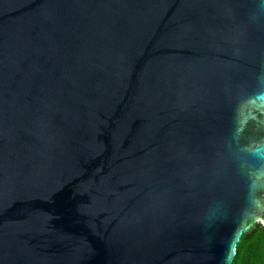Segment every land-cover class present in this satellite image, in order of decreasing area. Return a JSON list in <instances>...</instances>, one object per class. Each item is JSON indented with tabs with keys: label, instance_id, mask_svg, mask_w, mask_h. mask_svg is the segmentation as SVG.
<instances>
[{
	"label": "water",
	"instance_id": "95a60500",
	"mask_svg": "<svg viewBox=\"0 0 264 264\" xmlns=\"http://www.w3.org/2000/svg\"><path fill=\"white\" fill-rule=\"evenodd\" d=\"M261 93L264 0H0V264H232Z\"/></svg>",
	"mask_w": 264,
	"mask_h": 264
},
{
	"label": "trees",
	"instance_id": "16d2710c",
	"mask_svg": "<svg viewBox=\"0 0 264 264\" xmlns=\"http://www.w3.org/2000/svg\"><path fill=\"white\" fill-rule=\"evenodd\" d=\"M232 264H264V226L259 222L241 236Z\"/></svg>",
	"mask_w": 264,
	"mask_h": 264
},
{
	"label": "snow or ice",
	"instance_id": "6c2138e0",
	"mask_svg": "<svg viewBox=\"0 0 264 264\" xmlns=\"http://www.w3.org/2000/svg\"><path fill=\"white\" fill-rule=\"evenodd\" d=\"M257 100H262L264 101V93H261L259 94L257 97H256ZM246 126V121L243 122V124H241L240 122H238V131L242 134L243 131H244V127ZM247 224H244L241 226V228L238 230L237 232V237L239 236V232L240 231H243V228L246 227ZM234 246H235V242L233 241V249H234ZM231 257V251L229 252V258Z\"/></svg>",
	"mask_w": 264,
	"mask_h": 264
},
{
	"label": "rangeland",
	"instance_id": "374dc122",
	"mask_svg": "<svg viewBox=\"0 0 264 264\" xmlns=\"http://www.w3.org/2000/svg\"><path fill=\"white\" fill-rule=\"evenodd\" d=\"M253 228V227H252Z\"/></svg>",
	"mask_w": 264,
	"mask_h": 264
}]
</instances>
